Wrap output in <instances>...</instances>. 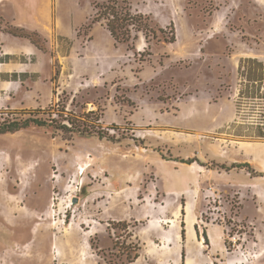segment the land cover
I'll return each mask as SVG.
<instances>
[{
    "label": "rangeland",
    "instance_id": "rangeland-1",
    "mask_svg": "<svg viewBox=\"0 0 264 264\" xmlns=\"http://www.w3.org/2000/svg\"><path fill=\"white\" fill-rule=\"evenodd\" d=\"M103 1L0 4V125L105 136L0 134V264H264V0H128L134 50L82 30Z\"/></svg>",
    "mask_w": 264,
    "mask_h": 264
},
{
    "label": "trees",
    "instance_id": "trees-1",
    "mask_svg": "<svg viewBox=\"0 0 264 264\" xmlns=\"http://www.w3.org/2000/svg\"><path fill=\"white\" fill-rule=\"evenodd\" d=\"M93 15L90 22L82 26V30L87 34L94 25H101L110 35L115 44H121L128 47L129 50L135 49V42L139 34H143L146 40L157 39V35L165 33L162 28L152 27L149 17L140 13L133 12L128 0H104L92 4ZM14 37L24 38L31 43H36L33 37L36 34L27 36L17 35L6 32ZM174 41V36L169 42ZM38 46V45H37ZM9 57V56H7ZM16 77V75H15ZM59 105L49 107L44 111L37 110L38 114L43 117L31 116L26 119L6 118L0 125V134L15 133L30 127L49 128L53 131H60L70 136L76 134L86 136L96 133L99 137L103 136L102 132L95 131V124L86 120H80L75 117L65 116V108L58 109ZM108 139H112L109 138ZM123 225V223L121 224ZM207 242V235H203ZM182 257L184 255L182 254ZM133 258H136L134 256Z\"/></svg>",
    "mask_w": 264,
    "mask_h": 264
},
{
    "label": "crops",
    "instance_id": "crops-1",
    "mask_svg": "<svg viewBox=\"0 0 264 264\" xmlns=\"http://www.w3.org/2000/svg\"><path fill=\"white\" fill-rule=\"evenodd\" d=\"M1 2H2V0H0V4H1ZM136 13H138V12H136ZM140 14H142V13H140ZM101 26V25H100ZM102 27V26H101ZM103 28V27H102ZM104 29V28H103ZM105 30V29H104ZM108 35H109V33H107ZM109 37H110V35H109ZM5 40H6V34H3V33H0V41L1 42H5ZM1 51V50H0ZM2 51H3V53L2 54H0V58L2 57V55H8V54H10L9 52H6V49H4V48H2ZM5 66H7V64L5 63V62H1L0 61V68L1 69H3ZM190 211H191V209H190V207L188 206L187 207V212L188 213H190ZM188 229H189V236H190V238H194V237H196L197 236V234H195V231H194V224L191 222V221H189V223H188ZM197 238H198V236H197ZM204 238V237H203ZM183 254V253H182Z\"/></svg>",
    "mask_w": 264,
    "mask_h": 264
}]
</instances>
